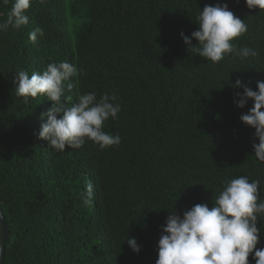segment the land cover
<instances>
[{"label":"trees","instance_id":"1","mask_svg":"<svg viewBox=\"0 0 264 264\" xmlns=\"http://www.w3.org/2000/svg\"><path fill=\"white\" fill-rule=\"evenodd\" d=\"M248 26L233 43L258 51L217 63L188 49L181 33L198 30L205 5L225 4ZM0 4V20L11 8ZM22 29L0 32V209L9 226L4 264H156L169 213L211 207L225 182L260 181L255 129L240 116L239 79L253 90L264 81V10L245 0H32ZM36 27L44 35L33 43ZM68 61L84 74L67 83V106L94 92L117 96L121 111L104 131L121 137L100 149L54 151L39 138L52 101L15 94L19 70L43 72ZM92 183L84 205L80 194ZM259 202V201H258ZM169 212V213H168ZM257 248H264V217ZM136 238L141 251L126 243ZM254 253L249 256L255 264Z\"/></svg>","mask_w":264,"mask_h":264},{"label":"clouds","instance_id":"2","mask_svg":"<svg viewBox=\"0 0 264 264\" xmlns=\"http://www.w3.org/2000/svg\"><path fill=\"white\" fill-rule=\"evenodd\" d=\"M11 8L6 20H0V32L9 29H22L29 23L26 14L32 0H0V4ZM44 3L45 0H39ZM248 9L264 10V0H245ZM199 28L191 37L181 33L188 49L193 39L200 47L196 48L199 56L213 63L222 61L226 55L235 53L241 58L256 57L258 51L243 47L237 49L233 41L247 33L248 26L237 17L227 3L205 5L197 16ZM44 35L40 27L29 33V39L35 43ZM13 83L15 94L28 98L46 97L52 106L42 114L46 122L42 123L38 136L49 141L56 152L66 148L79 149L86 140H90L105 149L118 146L121 137L104 131L105 122L115 119L121 111L117 96L107 93L99 99L94 92L78 96L77 102L67 106L63 100L69 99L66 92H71L74 85L66 81L84 74L68 61L52 62L46 70L33 72L26 70L15 72ZM234 88H243L237 93L236 104L246 107L249 99L254 106L240 120L255 129L253 143L255 157L264 162V81H257V89L245 85L239 79ZM260 181H249L246 176H239L225 182L223 190L216 196L211 207L208 204H196L181 216L176 209L168 214L162 235L158 241L156 264H250L249 256L254 253L255 264H264V248H257L260 242L261 228L257 226L260 217H264V199L260 197ZM94 194L92 183L80 194L84 205L90 203ZM259 201V202H258ZM131 249L139 253L140 246L136 238L129 237L126 242Z\"/></svg>","mask_w":264,"mask_h":264},{"label":"water","instance_id":"3","mask_svg":"<svg viewBox=\"0 0 264 264\" xmlns=\"http://www.w3.org/2000/svg\"><path fill=\"white\" fill-rule=\"evenodd\" d=\"M9 238V226L3 212L0 209V264L5 263V252Z\"/></svg>","mask_w":264,"mask_h":264}]
</instances>
